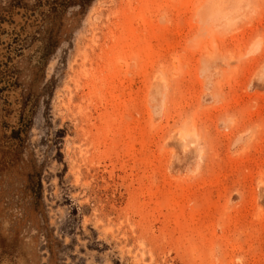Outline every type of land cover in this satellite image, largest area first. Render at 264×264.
<instances>
[{"label":"rangeland","instance_id":"rangeland-1","mask_svg":"<svg viewBox=\"0 0 264 264\" xmlns=\"http://www.w3.org/2000/svg\"><path fill=\"white\" fill-rule=\"evenodd\" d=\"M0 264H264V0H0Z\"/></svg>","mask_w":264,"mask_h":264}]
</instances>
